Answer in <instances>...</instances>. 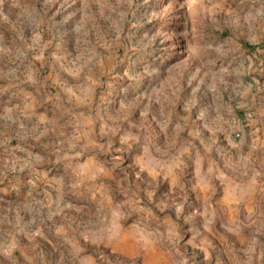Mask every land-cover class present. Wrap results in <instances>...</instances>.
Masks as SVG:
<instances>
[{
	"label": "rangeland",
	"instance_id": "374dc122",
	"mask_svg": "<svg viewBox=\"0 0 264 264\" xmlns=\"http://www.w3.org/2000/svg\"><path fill=\"white\" fill-rule=\"evenodd\" d=\"M0 264H264V0H0Z\"/></svg>",
	"mask_w": 264,
	"mask_h": 264
}]
</instances>
